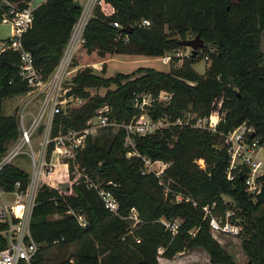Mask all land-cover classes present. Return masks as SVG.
<instances>
[{"label": "trees", "instance_id": "16d2710c", "mask_svg": "<svg viewBox=\"0 0 264 264\" xmlns=\"http://www.w3.org/2000/svg\"><path fill=\"white\" fill-rule=\"evenodd\" d=\"M10 1L25 6L21 0ZM100 1L84 29L88 53L162 57L183 46L180 40L187 39L190 31L200 34L207 45L196 55L191 52L179 67L169 71L140 66L131 73L118 72L110 77L88 67L77 72L70 94L85 102L67 114H57L55 132L60 126L62 131L84 128L105 104L111 108L113 121L129 122L141 113L135 106L137 94L157 97L163 90L172 97L166 103L154 102L148 110L152 118L167 114L175 119L190 109L200 116H222V120L216 132L177 125L137 138L136 147L141 154L170 162L164 174L165 183L172 190L167 195L154 174L142 173L141 158L126 156L122 128L105 127L101 130L109 133L90 137L76 158L81 176L76 181L65 178L72 183L71 191L60 192L48 179L37 192L30 222L31 234L39 245L36 263L44 261L49 248L80 241L73 254L74 264H160L161 248L163 256L172 258L195 246L204 248L212 263L237 264L210 231L202 208L209 205L216 211L234 209V218H239L244 226L239 237L248 258L246 264H264V186L255 201L246 192L245 174L239 173L234 180L227 178L230 156L224 143L225 134L244 122L255 128L256 136L264 143V0ZM75 2L41 3L34 9L33 26L23 35V45L44 77L58 64L80 18L82 7ZM7 9L8 6L0 5V20ZM142 19L150 20V25L140 26ZM114 22L121 27H115ZM130 26L133 29L127 32L125 29ZM202 53L212 60L204 74L193 67ZM176 59L175 56L172 61ZM20 65L19 52L0 53V154L20 133L17 115L4 113L5 100L30 91L20 75ZM105 71L104 64L102 72ZM111 84L116 88L104 96L91 94V88ZM200 159L205 160V167L197 162ZM18 181L25 189L29 172L15 164L0 170V187L5 191H13ZM96 185L115 195L120 204L118 213L106 206ZM177 193L190 200L177 202ZM226 195L231 200L226 201ZM133 207L142 223L131 232L125 217ZM70 210L84 215L88 224L81 226ZM162 217L182 220L176 234L160 222ZM8 228L9 222L0 221V249L7 245L2 231ZM59 264L71 263L66 260Z\"/></svg>", "mask_w": 264, "mask_h": 264}, {"label": "built area", "instance_id": "2783aa9c", "mask_svg": "<svg viewBox=\"0 0 264 264\" xmlns=\"http://www.w3.org/2000/svg\"><path fill=\"white\" fill-rule=\"evenodd\" d=\"M100 2V0H88L86 2L58 64L48 76L44 77L41 71L36 68L33 55L25 49L22 40L24 33L34 24V9L36 7L33 6L32 0H21L20 3L25 4L23 7L19 6L18 2L0 0V5L8 6L0 21L10 26V35L0 41V53L5 50L19 52L21 58L20 75L30 87V91L25 94L35 98L38 103L35 112L24 111L20 113L18 117L19 137L11 147L7 148L5 153L0 154L1 170L5 165L15 164L16 158L24 154L25 147H28L30 151L26 154L31 158L33 166L32 172L29 173V184L25 189L21 187L20 181L16 182L13 191H5L0 187V221L9 222V228L2 231L8 242L4 248L0 249V264H38L36 263V255L39 245L34 240L30 229L37 192L40 186L47 183L53 175L52 172L57 166L58 160L70 162L76 169V173L81 176L79 165L76 163L77 155L85 147L88 139L96 136L101 129L105 127L122 128L125 131L126 156L128 158H141L143 161L142 173L154 174L160 185H163L165 190L170 192L172 190L164 179L165 170L169 167L170 162L161 159L154 160L141 154L136 147L137 138L152 134L159 129L177 125H189L216 132L222 120V116H200L196 112H194L195 114L192 113L194 115L177 116L175 119L170 118L167 114L157 119L152 118L148 114V110L154 106V102L166 103L172 97L170 92L163 90L157 97L151 94H137L135 106L141 113L129 122L119 124L113 121L109 115L111 108L105 104L87 121L84 128L80 130L69 128L62 131L60 126L59 131L55 132L57 114H67L70 107H79L85 102L84 98L70 94L72 87L68 85L67 81L72 72L76 70L73 68L74 57L85 43V26ZM150 23V20L142 19L139 25L149 26ZM113 25L121 27L117 22H114ZM177 54L179 55V52ZM175 56V54H166L160 57V60L164 64H169ZM205 58L209 59V56ZM33 102L35 101L33 100ZM39 133L42 134L43 138L39 141V148L36 150L33 140ZM224 143L230 156L227 178L234 180L239 173L245 174L246 192L256 201L264 186V158L262 157L264 143L256 136L255 128L246 122L226 133ZM51 146H53L51 150L52 161L49 162L48 155ZM54 186L58 188L57 185ZM96 188L106 206L112 212L118 213L120 204L115 195L97 185ZM4 192L16 193L13 203L2 197ZM175 199L177 202L184 199L185 201L190 200L189 197H184L181 193H177ZM18 205L21 206L20 213L15 209ZM194 205L197 206V202H194ZM202 208L213 233L233 237H239L243 233L244 226L239 218H234L235 211L233 208H228L225 211H216L214 206L209 205ZM127 217L135 223L140 222L139 213L134 207ZM76 218L81 226L88 224L83 215L76 214ZM14 219H18V221ZM160 222L173 234L179 230L180 222L177 219L169 220L162 217Z\"/></svg>", "mask_w": 264, "mask_h": 264}, {"label": "rangeland", "instance_id": "374dc122", "mask_svg": "<svg viewBox=\"0 0 264 264\" xmlns=\"http://www.w3.org/2000/svg\"><path fill=\"white\" fill-rule=\"evenodd\" d=\"M39 1L41 0H34L33 4L37 5ZM87 1L88 0H80L83 7L86 5ZM233 1H237V0H233ZM9 35H10L9 24L0 22V39H3V38L5 39ZM187 35H188L187 39H191L196 36L191 31ZM261 50L264 52V31L262 32ZM177 52H179V55L177 54ZM191 52L192 50L190 47H185V46L177 47L176 49L171 50L167 53V54H175L177 59L174 61H171L169 64H164L160 60V57H149L145 55H127V54H115L114 56L110 54L101 55L100 53H98V51H96L94 54H91V53H88L87 49L83 46L77 51L74 57L73 68H75L76 70L72 72V74L68 78L67 83L69 86L72 87L73 78L75 74L83 70L86 67L92 68L94 73L99 74L104 77L114 76L118 72L131 73L140 66L155 67L160 70L165 69L166 71H169L171 67H179L183 63V61L189 57ZM109 55L112 56V58L107 63L104 60L107 59ZM205 57H206V53H202L201 57H199V61L193 65V67L201 74H204L207 68L212 64L211 58L206 59ZM104 64L106 68L105 73L102 72V68ZM114 88H116V85L111 84L109 87H94V88H91L90 91L92 95L104 96L109 89H114ZM33 100L35 102L32 103ZM37 107H38V103L36 102L35 98H31L27 94H22L14 98L5 100L4 113L5 114H16L17 117H19L21 112H24V111L35 112ZM76 109L77 107L72 106L70 107L69 110H76ZM192 113L194 112H192L190 109H187V110H184L182 114L184 116H191L195 114V113L194 114ZM27 119L29 118L27 117ZM99 133L100 135L102 134L105 135V133H109V132L107 129H105V130H100L98 134ZM114 133H116V129L112 130V134ZM42 138L43 136L42 134L40 135V133L38 136L36 135L34 137L33 142H34V147L36 150H38L39 141ZM13 142L14 141H12L8 145V147H11L13 145ZM28 151H30L29 148L25 147V151H24L25 153L20 155L18 158H16L15 164L22 170L31 173L33 166H32L31 158L26 154ZM262 157L264 158V149H262ZM197 162L200 164L201 167H205L206 165L204 159H200ZM56 165L58 167L57 171L54 170L55 174L50 177V180H51L50 184L52 187L54 185H57V183H59L60 181L66 180L65 178H72L73 181H76L78 177L80 176L76 173V169L70 162H67L64 160H58L56 162ZM167 185L169 186L168 183ZM42 186L43 185H41L40 188ZM164 194L165 195L168 194L165 188H164ZM2 197L5 198L6 201L13 203L14 199L16 198V193L4 192L2 194ZM224 199L226 201L231 200L228 195L224 196ZM69 213L76 215V212H74V210H70ZM54 217H58V215H55ZM139 217H140L139 223H135L133 220L128 219V217H125L130 222L131 232L140 223H142V218L140 214H139ZM177 220L180 222V224L182 223L181 219L177 218ZM210 231L212 235L229 251V253L233 256L237 264L247 263L248 258L242 248L240 237H233V236H228V235L218 234V233L215 234L212 232L211 228H210ZM80 244H81L80 241H75L67 245L54 246L52 248H49L46 251V254L44 255V261L38 264H59L60 262H64L66 260H68L71 264H74L75 258L73 254L79 248ZM163 251H164L163 248L159 250L158 259H159L160 264H215L211 262L208 252L201 246H195L193 248L185 249L184 251L178 252L172 258H167L163 256L162 255Z\"/></svg>", "mask_w": 264, "mask_h": 264}, {"label": "water", "instance_id": "95a60500", "mask_svg": "<svg viewBox=\"0 0 264 264\" xmlns=\"http://www.w3.org/2000/svg\"><path fill=\"white\" fill-rule=\"evenodd\" d=\"M77 7H81V4L77 1L75 2ZM133 27H127L125 30L130 32ZM180 44L185 47H190L194 55L198 54L199 50L204 48L207 44L201 38L200 34H197L194 38L180 40ZM72 183L68 180L61 181L58 184V190L62 193H69L71 191Z\"/></svg>", "mask_w": 264, "mask_h": 264}, {"label": "crops", "instance_id": "0c3cea01", "mask_svg": "<svg viewBox=\"0 0 264 264\" xmlns=\"http://www.w3.org/2000/svg\"><path fill=\"white\" fill-rule=\"evenodd\" d=\"M46 0H41V1H39L38 3H37V5H34L33 3H34V0H32V4H33V6L34 7H37L38 5H40L41 3H43V2H45ZM80 4H81V2H80V0H77ZM81 7L83 8V6H82V4H81ZM3 40H4V38H3ZM96 52V51H95ZM95 52H92L91 54H94ZM112 56H114V55H112ZM112 56H110L109 55V57L107 58V59H105L104 61H106L107 63H108V61L112 58ZM106 62H104V63H106ZM155 68V67H154ZM107 69H108V67H107ZM157 69V68H156ZM160 70V69H159ZM162 70H164V71H166L165 69H162ZM16 97V96H15ZM14 98V97H13Z\"/></svg>", "mask_w": 264, "mask_h": 264}, {"label": "bare ground", "instance_id": "6f19581e", "mask_svg": "<svg viewBox=\"0 0 264 264\" xmlns=\"http://www.w3.org/2000/svg\"><path fill=\"white\" fill-rule=\"evenodd\" d=\"M15 209H16V211H17L18 213H20L21 206H20V205H18V206H16V207H15Z\"/></svg>", "mask_w": 264, "mask_h": 264}]
</instances>
